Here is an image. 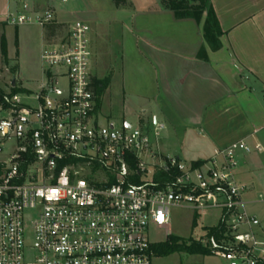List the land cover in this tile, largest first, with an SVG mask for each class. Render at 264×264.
Here are the masks:
<instances>
[{
  "label": "built area",
  "instance_id": "built-area-1",
  "mask_svg": "<svg viewBox=\"0 0 264 264\" xmlns=\"http://www.w3.org/2000/svg\"><path fill=\"white\" fill-rule=\"evenodd\" d=\"M8 1L7 24L55 32L39 91L0 88V264H153L149 230L170 225L171 207L220 209L226 231L203 244L227 264H264L261 222L235 177L240 153L263 144L237 140L186 164L160 150L162 122L102 123L92 27L59 12L74 0Z\"/></svg>",
  "mask_w": 264,
  "mask_h": 264
},
{
  "label": "crops",
  "instance_id": "crops-1",
  "mask_svg": "<svg viewBox=\"0 0 264 264\" xmlns=\"http://www.w3.org/2000/svg\"><path fill=\"white\" fill-rule=\"evenodd\" d=\"M210 1L222 31L217 51L204 37L206 12L200 23L178 19L161 0H128L115 12L123 115L135 103L139 124L151 129L156 121L164 123L159 148L165 155L173 151L181 158L187 154L186 140L193 141L190 163L207 160L241 139L264 146V0ZM9 6L8 0H0V23L6 24ZM96 35L92 27L93 77L105 80V85H98L102 113L114 76L98 77L95 72ZM201 48L207 60L198 58ZM110 97L112 109L114 96ZM238 160L235 177L243 187L244 207L260 219L257 233H264V150L240 153Z\"/></svg>",
  "mask_w": 264,
  "mask_h": 264
},
{
  "label": "rangeland",
  "instance_id": "rangeland-1",
  "mask_svg": "<svg viewBox=\"0 0 264 264\" xmlns=\"http://www.w3.org/2000/svg\"><path fill=\"white\" fill-rule=\"evenodd\" d=\"M115 0H74L59 5L60 16L70 22L75 19L87 21L93 28L96 27V38L93 46L98 47L96 73L98 77L113 75L111 87L108 89L106 103L109 106L110 96H114L113 107L109 109L104 103L100 120L108 123V116L117 127L128 122L133 127L139 126V109L135 103L131 104L123 115L122 75L118 72L121 65L120 54L117 51V39L120 36V24H117ZM116 17V19H115ZM6 37V55L3 54L2 35ZM45 30L38 24H26L19 27L0 23V88L8 91L12 82L16 81V89L20 95L39 91L43 79L41 53L45 47ZM98 45V46H97ZM105 82V80H103ZM61 84L65 85V81ZM110 95V96H109ZM31 103L34 104L32 101ZM193 141L186 140L181 160L189 164L194 158ZM180 147L175 143V148ZM167 155H174L173 151H166ZM170 225L166 229L153 226L149 230V237L154 243L165 241L168 236L192 238L195 240L207 239L208 229L218 224L221 210L210 208L194 210L189 207H171ZM264 239V233H260ZM206 242V241H205ZM153 264H227L221 257L215 255H198L176 252L169 256L155 255Z\"/></svg>",
  "mask_w": 264,
  "mask_h": 264
},
{
  "label": "trees",
  "instance_id": "trees-1",
  "mask_svg": "<svg viewBox=\"0 0 264 264\" xmlns=\"http://www.w3.org/2000/svg\"><path fill=\"white\" fill-rule=\"evenodd\" d=\"M117 6L128 5V0H115ZM161 6L174 12L176 18L185 19L192 18L200 23L204 13H207L203 24L204 37L213 51H217L222 47L220 36L222 34L219 21L216 17L214 7L210 0H161ZM55 32V29L49 27L45 29L46 37H50ZM3 54L6 55V37L2 35ZM198 58L207 60L208 53L204 48L198 52ZM98 94L101 91L99 84L105 85L103 80L95 79ZM202 161L194 162L195 165ZM225 227L221 224L212 226L208 229V233H224ZM153 249L155 255L169 256L176 252L198 255H212L210 249L206 247L201 240L190 238H180L177 236H168L165 241L154 243Z\"/></svg>",
  "mask_w": 264,
  "mask_h": 264
},
{
  "label": "water",
  "instance_id": "water-1",
  "mask_svg": "<svg viewBox=\"0 0 264 264\" xmlns=\"http://www.w3.org/2000/svg\"><path fill=\"white\" fill-rule=\"evenodd\" d=\"M12 84H13V85H16V81L14 80V81L12 82Z\"/></svg>",
  "mask_w": 264,
  "mask_h": 264
}]
</instances>
